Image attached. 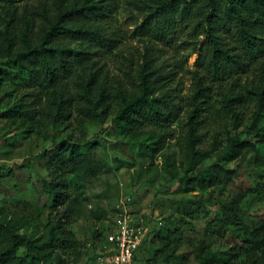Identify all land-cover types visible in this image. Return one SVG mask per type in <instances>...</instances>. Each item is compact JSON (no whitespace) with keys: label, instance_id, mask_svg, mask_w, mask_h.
<instances>
[{"label":"trees","instance_id":"trees-1","mask_svg":"<svg viewBox=\"0 0 264 264\" xmlns=\"http://www.w3.org/2000/svg\"><path fill=\"white\" fill-rule=\"evenodd\" d=\"M56 2L53 16L44 8L38 10L44 23L35 36L23 30L19 38L11 39L8 29L0 31V59H11L17 72L15 77L0 73V91L11 82L17 89L35 93L34 97L45 95L46 105L38 111L22 103L9 110L8 119L18 118L26 125L38 113L44 123L63 125L80 136L72 134L47 151L45 190L52 210L41 235L29 231V216L0 209V264H82L85 246L73 231L80 187L74 180L94 178L104 167L82 150L84 126L112 115L128 135L150 134L151 145L143 146L153 147L155 153L166 148L168 140L174 139V127L181 126L177 144L190 169L183 162L180 176L172 164L171 181L184 194L220 190L219 198L212 201L204 195L181 200L180 214L169 226L154 229L151 240L148 237L137 250L157 240L152 256L143 263L136 252L134 263L264 264V218L253 224L244 220L242 204L250 191L223 192L240 176L249 155L256 154L257 165L264 164V0H161L156 13L164 21L176 5L181 6L183 18L195 11L199 20L190 33L206 36L202 45L206 55L196 63L188 94L178 88L169 95L158 94L183 71L182 62L176 60L168 74L159 76L145 62L133 96L121 89L114 93L102 76L103 55L111 51L102 32L110 15L108 6L103 0ZM160 21L155 22L157 31ZM188 47L194 53L201 51L200 41L192 42V37ZM79 69L88 80L75 90L69 80ZM208 158H215V163L193 171ZM236 160L240 161L237 168L224 165ZM215 201L221 203L220 212L208 207ZM202 220L205 235L230 240L229 249L215 250L205 238L191 240L195 222ZM101 237L96 230L94 238ZM187 244L192 247L190 256L183 252Z\"/></svg>","mask_w":264,"mask_h":264},{"label":"rangeland","instance_id":"rangeland-1","mask_svg":"<svg viewBox=\"0 0 264 264\" xmlns=\"http://www.w3.org/2000/svg\"><path fill=\"white\" fill-rule=\"evenodd\" d=\"M56 1H0V31L8 29L11 39L19 38L23 30L28 31L29 37L35 36L44 23L38 10L44 8L53 16ZM160 1L103 0L110 15L102 25V32L111 51L103 55L102 76L114 93L121 89L133 96L140 84V71L145 62H149L159 76L168 74L176 60L182 62L183 71L178 73L175 82L166 84L158 94L169 95L176 88L184 95L189 93L196 63L206 55L202 47L206 36L190 33L199 20L195 11L185 13L183 18L181 6L176 5L175 9L167 11L169 19L164 21L161 13H156ZM160 19L161 28L157 31L155 22ZM191 37L192 42L200 41L201 51L194 53L192 47H188ZM67 43L77 46L72 40H67ZM1 72L15 77L17 72L14 62L9 58L0 59ZM87 80L88 74L84 75L79 69L69 83L77 90V85L82 86ZM30 92L15 88L11 82H6L0 91V209L29 216V231L41 235L52 210L51 200L45 190L47 151L72 134L78 138L80 133H74L63 125H48L40 120L38 113L26 125L19 122L18 118L8 119L6 114L9 110L18 108L22 103L37 111L46 105L44 93L34 97L35 93L32 95ZM114 120L115 115H112L103 122L84 126L86 138L82 150L92 159L101 161L104 167L94 178L74 180L80 187L79 200L75 206L77 221L73 231L85 246L82 264L96 261L101 264L108 235L118 218L125 214L130 216L133 223L144 226L147 229L146 239L149 237L151 240L154 229L156 231L159 227L169 226L171 220L180 214L178 208L181 200L192 199L196 195H204L208 201L219 198V189L184 194L178 189L177 183L171 181L169 169L172 164L176 165L180 176L184 175V169L181 168L183 162L185 168L190 169L188 158L181 154L177 144L181 126L174 127V139L168 140L166 148L155 153L153 147L143 146L151 145L153 139L150 134L135 138L122 131ZM207 142L210 143L211 139L208 138ZM215 160L208 158L194 167L193 171L209 167ZM239 164L240 161L236 160L224 165L237 168ZM238 190L250 191L242 204L246 212L245 222L253 224L264 218V164H256V154L249 155V162L243 166L240 176L223 192ZM208 207L220 212L221 203L211 202ZM195 223L197 230L191 235V240L205 238L215 250L229 249L230 240L226 239V244L205 235V221ZM96 230L102 234L100 240L94 238ZM157 246L156 240L153 246L149 244L137 252V257L145 263ZM183 252L190 256L192 247L187 244Z\"/></svg>","mask_w":264,"mask_h":264},{"label":"built area","instance_id":"built-area-1","mask_svg":"<svg viewBox=\"0 0 264 264\" xmlns=\"http://www.w3.org/2000/svg\"><path fill=\"white\" fill-rule=\"evenodd\" d=\"M147 237V229L133 223L128 214L118 218L108 235L101 264H133L135 254Z\"/></svg>","mask_w":264,"mask_h":264}]
</instances>
